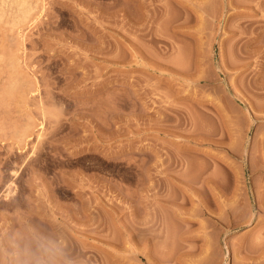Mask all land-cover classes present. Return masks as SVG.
Returning a JSON list of instances; mask_svg holds the SVG:
<instances>
[{
  "label": "rangeland",
  "instance_id": "obj_1",
  "mask_svg": "<svg viewBox=\"0 0 264 264\" xmlns=\"http://www.w3.org/2000/svg\"><path fill=\"white\" fill-rule=\"evenodd\" d=\"M0 264H264V0H0Z\"/></svg>",
  "mask_w": 264,
  "mask_h": 264
},
{
  "label": "clouds",
  "instance_id": "obj_2",
  "mask_svg": "<svg viewBox=\"0 0 264 264\" xmlns=\"http://www.w3.org/2000/svg\"><path fill=\"white\" fill-rule=\"evenodd\" d=\"M40 248H41V250H42L43 252H48V251H50L49 246L46 245V244H41V245H40Z\"/></svg>",
  "mask_w": 264,
  "mask_h": 264
}]
</instances>
